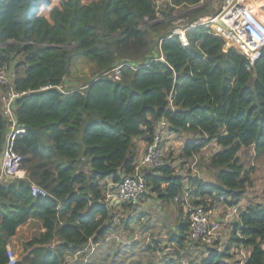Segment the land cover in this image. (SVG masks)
<instances>
[{
  "label": "trees",
  "instance_id": "trees-1",
  "mask_svg": "<svg viewBox=\"0 0 264 264\" xmlns=\"http://www.w3.org/2000/svg\"><path fill=\"white\" fill-rule=\"evenodd\" d=\"M201 1L0 0V64L10 78L0 88L25 92L14 113L26 129L15 145L25 176L0 172V264H8L10 239L29 220L40 230L23 242L14 264H105L91 246L98 249L120 226L131 230L140 216V201L106 205L105 190L132 173L135 138L151 141L162 118L168 131L191 137L177 155L165 152L163 165L145 171L143 196L175 202L180 222L163 224L166 240L152 237L144 250L163 253L158 264H239L243 247V264H264L262 198L239 209L222 249L189 241L188 217L174 200L188 191L193 202L211 199L207 210L241 204L251 177L239 152L251 147L264 157V46L248 66L208 27L187 28L216 13L205 5L190 9ZM176 8L187 19L186 46L174 33ZM76 60L93 64V76L79 88L63 86ZM7 131L0 108V167ZM211 142L218 146L207 160L213 179L180 174L177 162L181 168ZM32 185L46 195H33ZM117 207L130 210L119 222ZM138 260L131 264H143Z\"/></svg>",
  "mask_w": 264,
  "mask_h": 264
},
{
  "label": "built area",
  "instance_id": "built-area-1",
  "mask_svg": "<svg viewBox=\"0 0 264 264\" xmlns=\"http://www.w3.org/2000/svg\"><path fill=\"white\" fill-rule=\"evenodd\" d=\"M197 25H204L215 35L224 40L225 47H234L242 53L248 60V66H252L259 57L264 46V20L261 19L253 9L250 0H223L216 13L210 17H202L195 20L187 28ZM185 29H175L182 45L186 46L188 41L184 34ZM120 65L113 68L114 78H119ZM9 67L6 63L0 64V87L8 85ZM46 88V87H44ZM62 90L61 86H58ZM25 94V92H16L12 88L7 90L0 88V108L6 118L8 131L6 133L4 150L1 158L0 172L7 177H20V173H25L21 168L22 156L16 150V140L21 137L26 129L17 123L15 116L14 101L16 98ZM168 131L165 119H160L154 128L151 141L145 142L143 152L136 158L131 174L124 175L117 182H110L104 193L103 202L106 205L120 203L123 201L137 204L146 192L145 171L159 167L165 162V149L163 141L171 135ZM166 135V137H165ZM162 144V145H161ZM24 177V176H22ZM33 195H46V191L37 185H32ZM196 201L201 198L194 196ZM179 201L189 220L188 239L194 243H205L208 246L217 249L224 248V241L227 237V231L222 232V227L226 229L232 219L238 216L241 204H235L227 208L226 215L222 219H216L212 216L211 210L205 207L206 202L211 199H203V202H193L186 191L182 197H174ZM202 200V199H201ZM215 200L223 201V197H216ZM225 204V203H224ZM204 254L207 252L204 251ZM9 262L14 264L16 256L8 250ZM239 264H243L246 258V250L239 248L238 255L235 256ZM192 259V258H191Z\"/></svg>",
  "mask_w": 264,
  "mask_h": 264
},
{
  "label": "rangeland",
  "instance_id": "rangeland-1",
  "mask_svg": "<svg viewBox=\"0 0 264 264\" xmlns=\"http://www.w3.org/2000/svg\"><path fill=\"white\" fill-rule=\"evenodd\" d=\"M222 1L223 0H202L197 5H205L206 10L208 12H212L214 10L217 11ZM250 1L252 3H256V1L258 2L257 4L259 5H253V9L262 19L261 16L263 12L258 8L259 6L261 7L262 4L260 3L262 0ZM180 12V9L176 8V17L173 20V24L178 27L177 29H179V27L184 25L187 21L186 17H178ZM93 73V64H89L85 60H76L71 66L68 76L73 77L75 82L82 84L87 81V79H90L93 76ZM186 135L187 134H180L175 138L172 137L166 151V156L168 155V152H171L173 156L179 153L182 147L179 141L184 142L185 139L191 137L190 133L187 136ZM170 138L171 137L168 136L164 139L162 142L163 146H165L164 143ZM216 150L217 144L214 142L209 143L195 154L196 157H192L190 161L184 163L181 169L182 174L187 176L188 174H194L204 178L207 181H211L213 179L211 174L212 171H210L207 166V160L208 157ZM137 154L139 155L141 153L138 151ZM239 155L244 167L250 169L251 183L246 189V191L249 192L246 199L247 203H249V201L252 199H255L256 201L262 198L264 200V157H257L251 147L242 148L239 152ZM29 163H31V161ZM178 167L179 165L177 162V168ZM223 204L224 203L215 205V215L217 216L216 219H222L226 215V205L224 204V206ZM117 209H119V214H117V218H114L117 221L119 219H125L128 215V211H130L129 208L125 210L123 208L121 209L117 207ZM136 211H138V215L140 216L130 221L131 230L122 229L120 226L116 234L110 235L108 240L103 245L99 246L98 249L96 246H91L90 251H96L93 255L95 260H101L105 264H131L132 260L139 259L138 261L145 264L148 259H150L151 261L158 264L163 253H158V251L149 253L144 250V246L147 243H151L153 245L152 237L166 240V229L163 227V224L175 225L180 222V220L177 218L179 214L177 208H173L172 202H163L162 200L157 199L155 194H151L148 191L145 196H142L140 199L138 210ZM119 225H121V223ZM147 226H149V228L145 230L144 227ZM39 230V224L35 220L27 221L17 230L16 235L13 236V247L10 246V250L16 256V258L22 251L23 242L33 237V235ZM221 231H227L226 227L223 226ZM114 250L117 252H115L113 255ZM123 258H125V260H123Z\"/></svg>",
  "mask_w": 264,
  "mask_h": 264
},
{
  "label": "crops",
  "instance_id": "crops-1",
  "mask_svg": "<svg viewBox=\"0 0 264 264\" xmlns=\"http://www.w3.org/2000/svg\"><path fill=\"white\" fill-rule=\"evenodd\" d=\"M258 2L256 1V3H252L253 5H259V4H257ZM260 4H264V0H262V2L260 3ZM262 5H261V7H262ZM201 6V5H200ZM200 6H198V5H195V6H191L190 7V9H193V8H196V7H200ZM261 7L259 6L258 8L264 13V10L263 9H261ZM208 16H211V15H205V17H208ZM204 17V16H203ZM200 18H202V17H200ZM176 28H178L177 26L174 28V30L176 29ZM179 28H181V26L179 27ZM65 85H70V87L71 86H76L77 85V88H79V86L81 85L80 83H77V82H75V79L73 78V77H69L68 75H67V77L65 78V83H63V86H65ZM171 135L169 136V137H171L168 141H166L164 144H165V146H163L164 147V149H165V152L167 151V149H168V145L170 144V141H171V139H172V137L173 138H175L177 135H179V134H174L173 132H171L170 133ZM184 134V133H183ZM135 141H136V143H137V147H138V149H137V151H139L140 153H142L143 152V150H144V147H145V141H143L142 139H140V138H135ZM179 143L181 144V146H182V144H183V142L181 141H179ZM213 143V142H212ZM217 149H218V146H217ZM140 155V154H139ZM138 154H137V157L139 156ZM193 157H196L195 155L193 156ZM180 167V166H179ZM177 168L178 169V171H179V173L180 174H182V166H181V168ZM21 174V173H20ZM183 175V174H182ZM194 175V174H193ZM22 176H25V173H22V175H20V177H22ZM185 185H187V183L185 182ZM248 192V191H247ZM247 194H249V192L247 193ZM173 203V208L174 209H176V205H175V202H172ZM245 203H247V201L245 200V199H242L241 200V205L242 206H244V205H246ZM217 204H220V203H217ZM217 204H215V205H217ZM224 205V204H223ZM225 206V205H224ZM226 207V206H225ZM137 210H138V205H137ZM226 210H227V207H226ZM211 214H212V216L214 217V218H216L217 216L215 215V207L214 208H212V210H211ZM177 218H179V214H178V216H177ZM24 225V224H23ZM22 226V225H21ZM21 226H19L18 228H17V230L21 227ZM40 227V226H39ZM16 235V234H15ZM14 235V236H15ZM8 246H9V248H10V246L11 247H13V237L10 239V242H9V244H8Z\"/></svg>",
  "mask_w": 264,
  "mask_h": 264
},
{
  "label": "water",
  "instance_id": "water-1",
  "mask_svg": "<svg viewBox=\"0 0 264 264\" xmlns=\"http://www.w3.org/2000/svg\"><path fill=\"white\" fill-rule=\"evenodd\" d=\"M154 55H156V53Z\"/></svg>",
  "mask_w": 264,
  "mask_h": 264
}]
</instances>
